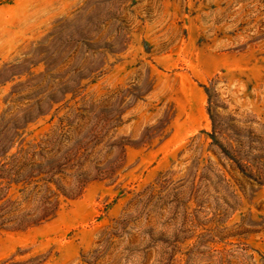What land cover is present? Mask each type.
<instances>
[{"label": "rangeland", "instance_id": "1", "mask_svg": "<svg viewBox=\"0 0 264 264\" xmlns=\"http://www.w3.org/2000/svg\"><path fill=\"white\" fill-rule=\"evenodd\" d=\"M0 264H264V0H0Z\"/></svg>", "mask_w": 264, "mask_h": 264}]
</instances>
